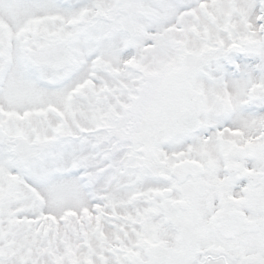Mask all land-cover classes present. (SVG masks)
Returning a JSON list of instances; mask_svg holds the SVG:
<instances>
[{"label":"snow or ice","instance_id":"6c2138e0","mask_svg":"<svg viewBox=\"0 0 264 264\" xmlns=\"http://www.w3.org/2000/svg\"><path fill=\"white\" fill-rule=\"evenodd\" d=\"M0 264H264V0H0Z\"/></svg>","mask_w":264,"mask_h":264}]
</instances>
